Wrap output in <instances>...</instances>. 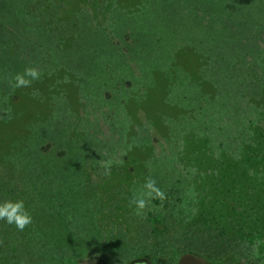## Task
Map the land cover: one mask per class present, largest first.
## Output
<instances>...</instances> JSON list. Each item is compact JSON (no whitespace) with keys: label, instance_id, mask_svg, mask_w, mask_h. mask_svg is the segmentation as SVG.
<instances>
[{"label":"rangeland","instance_id":"obj_1","mask_svg":"<svg viewBox=\"0 0 264 264\" xmlns=\"http://www.w3.org/2000/svg\"><path fill=\"white\" fill-rule=\"evenodd\" d=\"M149 176L165 199L137 216ZM21 199L0 264H264V0H0V202Z\"/></svg>","mask_w":264,"mask_h":264},{"label":"clouds","instance_id":"obj_2","mask_svg":"<svg viewBox=\"0 0 264 264\" xmlns=\"http://www.w3.org/2000/svg\"><path fill=\"white\" fill-rule=\"evenodd\" d=\"M41 71L34 66H28L23 72L16 73L9 80V83L14 89L29 88L34 81L41 78ZM100 167L103 169V175H111V163L100 162ZM165 199V193L158 187L156 179L149 176L145 179L142 189L137 194L133 193L129 200V207H132L135 215L141 216L150 207L153 200ZM0 221H5L9 225L23 231L33 222V217L25 206V202L21 200H6L0 202Z\"/></svg>","mask_w":264,"mask_h":264},{"label":"trees","instance_id":"obj_3","mask_svg":"<svg viewBox=\"0 0 264 264\" xmlns=\"http://www.w3.org/2000/svg\"><path fill=\"white\" fill-rule=\"evenodd\" d=\"M103 264H106V263H103Z\"/></svg>","mask_w":264,"mask_h":264}]
</instances>
